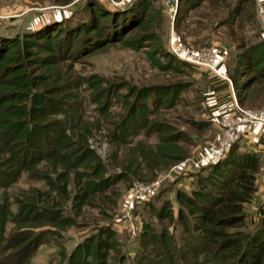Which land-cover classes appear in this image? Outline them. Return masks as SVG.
<instances>
[{"label":"rangeland","instance_id":"1","mask_svg":"<svg viewBox=\"0 0 264 264\" xmlns=\"http://www.w3.org/2000/svg\"><path fill=\"white\" fill-rule=\"evenodd\" d=\"M88 1L0 0V33L16 35L44 27L62 30L80 27L89 16ZM95 1L109 12L124 11L135 2ZM152 3L154 10L149 13L155 16V11L161 12L156 29L158 50L149 42L130 49L116 41L80 53L75 59L57 62L51 77L59 76L61 82L75 85L66 90L69 109L67 116L61 117L65 133L77 152L65 164L59 159H44L27 166L6 187H0V204H6L11 212L6 216L2 237H9L19 228H28L44 239L26 251L21 264H71V255L80 248V261L76 264H170L182 256L187 259L180 264L214 263L206 250L187 246L190 235L178 219L181 202L177 194L190 193L199 175L224 157L225 154L214 162L198 163L208 145L220 136L216 118L218 113L228 110V94L225 92V97L213 103L215 98L208 91L217 77L207 67L177 61L169 49V41L173 36L177 44L210 52L208 58H212L217 70L228 76L237 55L245 53L246 46L257 48L259 43H264V0H202L197 6L188 5L185 11L178 12L179 0L174 14L168 12L167 0H152ZM236 8H241L239 14L235 13ZM139 33V27L128 25L120 33V39ZM257 53L264 55V45ZM249 75H252L250 71L239 77L240 83H245ZM179 83L185 88L171 106L148 113L147 125L128 134L124 142L111 140L114 123L132 109L137 90ZM230 106L231 109V97ZM240 106L252 111L264 109V84L252 83ZM168 139L183 148L186 154L183 160L150 171L134 154L139 171L122 169L127 165L129 149L135 144L153 148ZM243 142H236L237 151H250ZM259 159L256 192L244 205L245 224L233 229L252 235L260 229V211L264 208V161L261 156ZM87 173H93L89 186L85 184ZM139 184L148 185L150 193L125 203L130 189ZM26 202L38 209L58 210L74 223L57 227L26 221V212L19 209ZM164 207L169 209L170 216L161 215ZM195 220L194 215L188 214L189 223ZM146 226L156 233L171 235L170 252L145 236ZM90 240L93 247L89 248ZM84 247H88V254L83 252ZM164 250L167 261L159 255ZM10 251H0V260Z\"/></svg>","mask_w":264,"mask_h":264},{"label":"trees","instance_id":"2","mask_svg":"<svg viewBox=\"0 0 264 264\" xmlns=\"http://www.w3.org/2000/svg\"><path fill=\"white\" fill-rule=\"evenodd\" d=\"M134 1L124 11L109 12L97 1L89 0L86 4L88 19L76 28L62 30L44 27L16 35L0 33V187H6L27 166L44 159H59L65 164L75 157L77 151L72 148L74 143L65 133L62 120L69 109L65 101L68 96L66 90L75 85L61 82L59 76L51 77L57 62L75 59L80 53L86 54L103 44L116 41L130 49L149 42L154 50H158L160 41L156 29L161 12L155 11V16L149 13L154 10L152 0ZM200 2L202 0H180L178 12L185 11L188 5L197 6ZM240 12L241 8H236L235 13ZM128 25L139 27L141 33L121 40L120 33ZM258 45L257 48L246 46L245 53L237 55L232 73L228 75L239 105L252 83L259 81L264 84V55L257 53L264 43ZM248 71L252 75L245 79V83H240L239 77ZM184 88L185 85L179 83L137 90L132 109L118 123H114L111 140L124 142L128 134L147 125L145 116L148 113L158 107L171 106ZM238 149V143H234L221 160L199 175L190 193L177 194L181 202L178 219L191 240L187 239V246L206 250L214 262L211 264H264V208L260 211V229L257 233L252 235L233 230L245 224L244 205L252 200L256 192L257 173L260 170L257 153L251 150L238 152ZM134 154L150 171L169 167L186 156L183 148L173 139L162 140L153 148L135 144L128 151L127 165L122 167L123 170L132 173L139 171ZM84 175L85 184L89 186L93 173ZM19 209L26 212V221L57 227L74 223L70 217L61 216L58 210L46 207L38 209L32 203H22ZM168 210L164 207L161 215L170 216ZM10 213L6 204H0V251L11 250L3 255L0 264H21L26 251L31 246L35 248L44 239L28 228H19L3 238L4 222ZM188 214L194 215L197 220L189 223ZM144 234L152 243H159L170 252L172 238L169 233H156L146 226ZM90 247H93L92 240L89 241ZM80 250L71 255V264L78 262ZM166 250L159 255L167 261ZM83 252L88 254V247H84ZM184 258L187 259V256L177 258L174 263L170 260V264H180Z\"/></svg>","mask_w":264,"mask_h":264},{"label":"built area","instance_id":"3","mask_svg":"<svg viewBox=\"0 0 264 264\" xmlns=\"http://www.w3.org/2000/svg\"><path fill=\"white\" fill-rule=\"evenodd\" d=\"M179 0H167L168 12L177 11ZM169 49L178 60L193 66H204L211 70L217 78L226 81L230 85L229 94L231 97V111L225 110L218 113L216 121L220 130L217 141L210 143L200 157L198 163L215 161L222 157L229 148L239 140H243L246 133H252L257 125L264 127V109L248 110L239 105L231 79L220 72L212 63V58H208L211 53L208 51H198L185 45L177 44L175 38L171 36ZM130 194L126 197L125 203H130V199L139 198L143 193H150L148 185H133Z\"/></svg>","mask_w":264,"mask_h":264},{"label":"crops","instance_id":"4","mask_svg":"<svg viewBox=\"0 0 264 264\" xmlns=\"http://www.w3.org/2000/svg\"><path fill=\"white\" fill-rule=\"evenodd\" d=\"M211 87L212 89H210V91L208 92L211 93L210 95L212 96V98H215V100L213 101V103L215 104L217 103L216 99L218 98L222 99L223 97H225L224 96L225 92H227L228 111H229L230 109L229 107H231L230 106V94H229L230 85L226 81H223L222 79L214 78L212 80ZM223 105L225 104H221V106ZM221 106H218V108H220ZM243 141H244L242 143L243 145L245 144L246 146H248V148L260 154L259 156H261L262 161H264V127L257 125L252 133L245 134ZM262 171H263V168H262Z\"/></svg>","mask_w":264,"mask_h":264}]
</instances>
